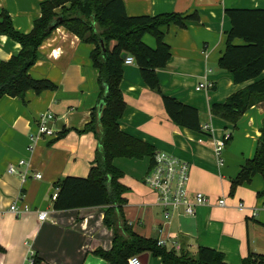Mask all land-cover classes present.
<instances>
[{
	"label": "crops",
	"instance_id": "0c3cea01",
	"mask_svg": "<svg viewBox=\"0 0 264 264\" xmlns=\"http://www.w3.org/2000/svg\"><path fill=\"white\" fill-rule=\"evenodd\" d=\"M45 1L0 0V14L5 11L14 29L27 34ZM122 2L132 17L165 13L198 16V21H187L185 28L169 25L162 29L171 56L164 68L156 70V76L160 94L196 109L201 127L208 128L203 130L207 136L174 125L165 113L161 95L143 83L135 62L123 65L120 90L126 109L119 129L149 144L155 152L187 162L189 194L200 193L207 199L206 204L196 207L193 216L175 210L165 222L154 194L143 182L151 168L150 160L119 158L113 165L123 173L120 182L127 188L124 219L133 233L157 238L175 251L184 240L189 252L209 248L221 253L227 264H241L249 252L264 256V196L259 195L264 191L263 178L255 175L229 194L231 181L255 153L264 102L251 107L235 126L210 112L213 105L223 104L252 83L235 84L231 73L217 67L230 28L225 10L264 9V0ZM142 40L155 47L151 36ZM92 50V45L82 43L63 27L55 29L39 47V58L29 75L50 81L56 89L38 95L28 91L23 99H0V264H25L29 253L38 264H106L93 254L96 249L112 247L113 230L104 224V208L55 211L51 201L59 180L85 178L92 167L97 140L90 133H77L90 122L94 109L98 113L101 102L98 72L90 61ZM19 51L18 43L0 36V63ZM202 83L211 84V88L197 90ZM45 112L53 116L55 135L37 138L36 122ZM62 130L66 133L59 138ZM227 134L231 140L221 152L220 166L214 149ZM21 160L26 165L18 166ZM10 165L16 166L17 174L8 173ZM21 174H25L24 179ZM220 199L225 207L218 206ZM13 203L19 209L26 206L29 212L13 214L9 211ZM238 204L243 205L242 211ZM41 211L48 213L44 221L37 217ZM144 255L147 257L141 258ZM141 256L143 264H163L151 254Z\"/></svg>",
	"mask_w": 264,
	"mask_h": 264
},
{
	"label": "trees",
	"instance_id": "16d2710c",
	"mask_svg": "<svg viewBox=\"0 0 264 264\" xmlns=\"http://www.w3.org/2000/svg\"><path fill=\"white\" fill-rule=\"evenodd\" d=\"M225 16L230 28L217 67L231 73L235 84L252 83L230 95L223 104L213 105L210 112L235 126L251 107L264 102V77L261 78L264 73V9H227ZM187 21H198V16L165 13L132 17L126 14L122 0H48L40 4V16L31 31L23 34L14 29L5 11L0 14V36L20 45L18 54L0 63V99L5 96L23 99L28 91L38 95L56 89L50 81L35 80L29 75L39 58V47L55 29L63 27L82 43L93 46L90 61L98 72L99 99L103 107L100 114L94 109L90 122L77 131L78 134L90 133L97 140L92 167L85 178L59 180L52 206L55 211L104 208V224L113 230L112 247L107 251L96 249L93 254L106 264H128L129 258L146 253L160 258L163 264H227L221 253L209 248L198 247L191 253L185 241H180V248L175 251L158 245L157 238L133 233L122 213L126 203L123 195L127 191L120 182L123 173L113 165L119 158H148L152 164L155 154L152 146L119 129L118 122L126 109L120 90L125 58L133 57L143 83L160 94L156 70L164 68L171 56L162 29L169 25L185 28ZM145 35L154 39V48L143 42ZM160 95L165 113L174 125L208 134L203 132L196 109ZM65 133L62 130L58 137ZM230 140L231 136L224 146ZM255 175L264 180V119L255 153L231 181L229 194L249 183ZM259 195L264 196V191ZM241 264H264V256L249 252Z\"/></svg>",
	"mask_w": 264,
	"mask_h": 264
},
{
	"label": "built area",
	"instance_id": "2783aa9c",
	"mask_svg": "<svg viewBox=\"0 0 264 264\" xmlns=\"http://www.w3.org/2000/svg\"><path fill=\"white\" fill-rule=\"evenodd\" d=\"M134 62L133 57L128 56L124 60L125 65L132 64ZM211 84H199L197 90L209 89ZM37 138L53 137L55 135L54 119L52 114L45 112L40 115L36 122ZM208 131L207 126L202 128ZM229 134L223 137V141L217 143L214 149V153L217 157L218 165H223V160L220 157L221 152L225 148L224 142L228 140ZM31 137V141H32ZM26 165L24 160L18 162V166ZM190 166L187 162H184L172 155L155 152L153 161L149 172L146 174L143 182L151 190L155 196V204L161 208L162 218L165 222H168L171 218L172 212L180 210L183 215L193 216L195 209L198 206L207 203V199L200 193H196L193 196L189 194L188 182H189ZM9 174H17L16 166L10 165L8 167ZM22 179L25 178V174H21ZM36 179H41L40 174H35ZM56 198V193L51 196V201ZM218 206L225 207V201L223 199L218 200ZM237 209L243 210V205L238 204ZM9 211L13 214L27 213L29 208L24 206L19 209L16 203H13L9 207ZM47 212L41 211L38 213V220L44 221L47 218ZM158 245H164L163 241H158ZM35 260L33 253H29L25 264H34ZM128 264H143L139 257L134 256L128 259Z\"/></svg>",
	"mask_w": 264,
	"mask_h": 264
},
{
	"label": "water",
	"instance_id": "95a60500",
	"mask_svg": "<svg viewBox=\"0 0 264 264\" xmlns=\"http://www.w3.org/2000/svg\"><path fill=\"white\" fill-rule=\"evenodd\" d=\"M100 47H101V49H102V52H105L104 43H103L102 40H100ZM124 57H125V56H124ZM102 106H103V101H101L100 104H99V110H98V113L101 112ZM143 257L146 258L147 256H146V255L141 256V258H143Z\"/></svg>",
	"mask_w": 264,
	"mask_h": 264
},
{
	"label": "rangeland",
	"instance_id": "374dc122",
	"mask_svg": "<svg viewBox=\"0 0 264 264\" xmlns=\"http://www.w3.org/2000/svg\"><path fill=\"white\" fill-rule=\"evenodd\" d=\"M182 242L184 241V240H181ZM180 243V242H179Z\"/></svg>",
	"mask_w": 264,
	"mask_h": 264
}]
</instances>
